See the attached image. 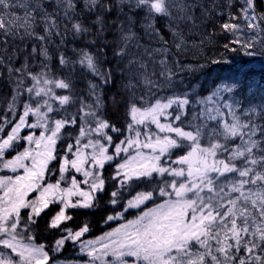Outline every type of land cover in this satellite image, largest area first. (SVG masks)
<instances>
[{"label":"snow or ice","instance_id":"obj_1","mask_svg":"<svg viewBox=\"0 0 264 264\" xmlns=\"http://www.w3.org/2000/svg\"><path fill=\"white\" fill-rule=\"evenodd\" d=\"M196 28L202 44L224 42L193 66L180 57ZM230 54L260 68L225 76ZM217 69L210 90L181 87ZM257 71L264 0H0V264H264V89L249 95L246 79ZM105 201V223H120L88 238L77 216ZM66 247L78 258L61 260Z\"/></svg>","mask_w":264,"mask_h":264},{"label":"trees","instance_id":"obj_2","mask_svg":"<svg viewBox=\"0 0 264 264\" xmlns=\"http://www.w3.org/2000/svg\"><path fill=\"white\" fill-rule=\"evenodd\" d=\"M204 2H211V0H201V3H204ZM222 2L223 0H215L216 4H220ZM208 30L212 31L211 28H209ZM187 33L189 37L186 36V34L185 36H186L188 48L185 50L183 55L180 57V60L184 64H191L195 66L198 63H204L206 58L217 56L218 52L222 50V44L224 40H223V37L220 36L219 34H217L216 36V42L219 47H213L212 45L201 43V39H202V35H201L202 29L201 28L187 30ZM230 59H231V64L228 66V69L222 73L225 76L235 73L239 68H241L244 65L246 61L248 62L247 64L248 67L259 69L252 65L253 61H251V59L248 57L230 54ZM207 67L208 66L206 65L205 69ZM218 72H219V69L215 70L214 74L212 75L214 77L209 78V81L212 82L216 78ZM246 79L248 80L249 83L253 84V88L250 89L249 95H251V92L256 91L257 88L264 89V73H261L259 71H257L255 74L250 73L246 77ZM9 91H10V85L7 82H5L3 79H0V113H3L5 111L4 99L8 97ZM115 92H116V89H113V94H115ZM107 110L108 111L106 115L109 120L115 123L117 127H126L127 117L125 113V108L122 103L117 107H113L111 105V102H109ZM58 155L61 156L60 153ZM109 171L110 170L107 168V172H105V175H108ZM111 208L112 206L108 205L106 201L102 202L96 211L88 212L86 216H81L78 214L77 222L79 223L82 219H86L87 222L91 225L90 237L96 238L102 235L104 232L110 231L112 227L114 228L117 226V224L115 225L106 224L104 221V217L106 215L113 214L111 211ZM52 211L53 209L48 210V212H52ZM128 218L132 219L133 217L129 216ZM45 225H46V221L42 217L41 220L38 221V224L36 226V236H37V239L41 243L49 244L53 239V235L52 233L46 230Z\"/></svg>","mask_w":264,"mask_h":264},{"label":"rangeland","instance_id":"obj_3","mask_svg":"<svg viewBox=\"0 0 264 264\" xmlns=\"http://www.w3.org/2000/svg\"><path fill=\"white\" fill-rule=\"evenodd\" d=\"M145 38H147V37H145ZM250 59H252V65L253 66H255V67H257V68H260V65H261V61H260V59L259 58H255V59H253V58H250ZM207 71H209L208 70V68H206L205 69V72H207ZM214 74V72H212L211 73V75H213ZM201 75V71H196L194 74L193 73H187V74H184L183 75V79H182V82H181V87L182 88H184V89H187V90H189V91H191V92H201V87H202V83L204 82V80H205V76H200ZM210 75V76H211ZM209 76V75H208ZM193 85V87L192 88H189V85ZM211 87H212V83L211 82H209V85H207V87H206V89H211ZM163 94V93H162ZM200 97H197V99H199ZM193 107H196V105L195 104H193ZM153 128L155 127V126H152ZM25 131H27V130H25ZM22 135H23V133H22ZM114 135V137L117 135V134H113ZM124 135H127V133L125 132V134ZM124 138V136L123 135H121L120 136V139H123ZM22 150V149H21ZM65 154H68V153H65ZM64 154V155H65ZM68 155H70V154H68ZM62 162V161H61ZM106 167H107V165H106ZM3 173H0V175H2ZM63 186V185H62ZM33 196L34 195H36L35 193H33L32 194ZM77 257L78 258V256H79V253H77L75 250H73V249H71V248H68V250L66 251L65 250V252L61 255V260H64V259H66L67 257Z\"/></svg>","mask_w":264,"mask_h":264},{"label":"bare ground","instance_id":"obj_4","mask_svg":"<svg viewBox=\"0 0 264 264\" xmlns=\"http://www.w3.org/2000/svg\"><path fill=\"white\" fill-rule=\"evenodd\" d=\"M249 60H250V59H249ZM251 61H252V59H251ZM251 61H250V62H251ZM240 63H241V62H240ZM249 64H250V63H249ZM232 65H233V64H232ZM232 65H231V66H232ZM234 65H235V64H234ZM233 67H234V66H233ZM207 68H208V67H207ZM252 68H253V67H252ZM208 70H209V68H208ZM212 72H214V71H212Z\"/></svg>","mask_w":264,"mask_h":264}]
</instances>
